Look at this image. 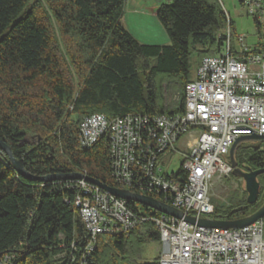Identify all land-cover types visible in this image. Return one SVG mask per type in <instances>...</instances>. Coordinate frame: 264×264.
Segmentation results:
<instances>
[{
	"label": "trees",
	"instance_id": "16d2710c",
	"mask_svg": "<svg viewBox=\"0 0 264 264\" xmlns=\"http://www.w3.org/2000/svg\"><path fill=\"white\" fill-rule=\"evenodd\" d=\"M125 5L0 0V140L34 178L80 176L123 189L113 176L111 137L83 148L81 123L92 115L110 121L183 115L192 60L197 57L199 65L220 51L218 37L230 20L218 0H172L157 11L170 45H144L122 26ZM254 22L262 36L263 25ZM255 53H264V42ZM176 92L178 100L170 104ZM235 160L243 171L264 170V143L240 146ZM77 180L30 181L0 151V264H159L160 253L148 257L152 244L160 246L152 221L129 233L98 236L88 255L92 238L75 206L82 194ZM257 180L256 204H247L246 193L235 195L226 208L215 206L211 219L234 222L257 213L264 204V174ZM130 190L170 203L157 191Z\"/></svg>",
	"mask_w": 264,
	"mask_h": 264
},
{
	"label": "built area",
	"instance_id": "2783aa9c",
	"mask_svg": "<svg viewBox=\"0 0 264 264\" xmlns=\"http://www.w3.org/2000/svg\"><path fill=\"white\" fill-rule=\"evenodd\" d=\"M239 3L264 27V0ZM232 36L230 19L218 37L220 51L201 61L186 86L183 115L111 121L92 115L81 123L83 148L111 137L113 176L123 189L157 191L170 197V203L158 201L185 216L212 220L211 192L216 181L233 172L231 148L243 136L264 137V53L249 51L244 37L237 51ZM182 140L183 162L168 175L169 156ZM77 181L82 194L75 206L92 238L88 255L98 236L129 233L152 221L160 234L159 264H264V218L239 230L205 229L152 209L159 216H142L85 177Z\"/></svg>",
	"mask_w": 264,
	"mask_h": 264
},
{
	"label": "rangeland",
	"instance_id": "374dc122",
	"mask_svg": "<svg viewBox=\"0 0 264 264\" xmlns=\"http://www.w3.org/2000/svg\"><path fill=\"white\" fill-rule=\"evenodd\" d=\"M43 1V0H39ZM137 3H140L142 8L141 10H146L151 9L153 6L158 4L159 0H136ZM222 1V6L224 11L228 14L229 18L233 22L232 26V44L235 47V49L241 50V46L238 44V39L239 37H244L245 38V44L247 46V49L249 51H252L257 48L260 42H264V28L262 30V36L258 35L257 27L254 22V18L252 16L247 15L246 11L241 7L239 0H221ZM161 4H169L172 3V0H162ZM128 0H126V5H125V11H124V17L123 21L126 20V24H130L129 20H132L134 18V14L131 11V6L128 4ZM45 9L47 10V7L44 6ZM48 12V10L46 11ZM48 15L50 13L48 12ZM146 15H153L151 12H148ZM146 21H148L151 25V33L146 32V36L150 37L147 39H144V41H139L144 45H163L161 37H167L166 32L161 26L160 22L158 21L157 18L153 16H149L145 18ZM125 23H122V26L124 27ZM134 30V29H133ZM145 33V32H144ZM136 36L141 34V36H144L143 32L136 31ZM146 38V37H145ZM138 40V39H137ZM197 57H195L192 60L191 63V74L194 77L195 72L197 70ZM178 95L179 92H176L174 96L171 94L169 95L168 101L170 104H173L175 101L178 100ZM27 142L31 145H34L36 142V139L34 136H30L27 138ZM259 144L263 143H258V142H246L242 143L240 146L241 147H248V146H258ZM184 147V142L179 141L175 144L174 146V151L172 152V156L167 155L166 157L169 156L171 158L170 166L167 170L165 167V172L168 175L175 174L176 172L179 171L181 164L183 162V157L179 154V150H183ZM167 160V159H166ZM167 164V163H165ZM164 164V165H165ZM231 176V175H230ZM225 177L219 181H216L214 183L212 192H211V204L218 207H227L233 197L238 195V199L243 196L245 191V183L242 179L236 178V177ZM247 195V194H246ZM240 196V197H239ZM149 258H155L159 255L160 253V246L158 244H152L148 248Z\"/></svg>",
	"mask_w": 264,
	"mask_h": 264
},
{
	"label": "water",
	"instance_id": "95a60500",
	"mask_svg": "<svg viewBox=\"0 0 264 264\" xmlns=\"http://www.w3.org/2000/svg\"><path fill=\"white\" fill-rule=\"evenodd\" d=\"M263 24H264V19H263ZM246 142L264 143V137L243 136L239 138L230 150L229 160H230V165L233 168L232 175L236 178L242 179L245 183V191L247 194V204L254 205L257 203L259 194H260V184L257 179L259 176L264 174V170L243 171L237 167V163L235 160L236 152L238 148L240 147V145ZM0 151L3 152L7 156L13 169L20 176L30 181L48 182V181H53V180L81 179L80 176H71V177L53 176V177H46V178H34L30 174H28L27 171L25 170L23 161L16 160L13 156L11 149L2 140H0ZM93 184L98 186L102 190L110 193L112 196L116 197L117 199L123 200L127 203L131 202L134 204L142 205L158 213L169 215L177 219H184L189 224L197 225L198 227L205 228V229L239 230V229L251 226L257 221L264 218V204H263L262 208L257 213H255L254 215L246 219H242L239 221L226 222V221H216V220H210V219L196 220L195 218H192L190 216H185L182 212L158 201L157 199L144 196V195L135 194L125 189L108 188L97 182H93Z\"/></svg>",
	"mask_w": 264,
	"mask_h": 264
},
{
	"label": "crops",
	"instance_id": "0c3cea01",
	"mask_svg": "<svg viewBox=\"0 0 264 264\" xmlns=\"http://www.w3.org/2000/svg\"><path fill=\"white\" fill-rule=\"evenodd\" d=\"M162 0L158 1V4L153 6L151 9H147L146 10H141L143 9L140 3H137L136 0H128V5L131 6V11L136 14L133 15L134 18L132 20H129L130 24H126V20L123 21L122 23H125L124 28L138 41H144V39L150 38L146 36V32L151 33V25L148 21L145 20L146 17L149 16H153L155 18H157V11L159 9V7L162 5L161 2ZM148 12H151L153 15H146ZM134 29V30H133ZM136 31H141L143 32L144 36H141V34H139L138 36H136ZM151 31V32H150ZM145 32V33H144ZM166 34V33H165ZM167 36V34H166ZM146 37V38H145ZM162 39V43H164L163 45H159V46H169L170 45V40L167 37H161ZM141 43V42H140Z\"/></svg>",
	"mask_w": 264,
	"mask_h": 264
}]
</instances>
